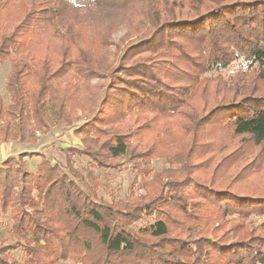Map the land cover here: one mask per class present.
I'll use <instances>...</instances> for the list:
<instances>
[{
    "label": "trees",
    "instance_id": "obj_1",
    "mask_svg": "<svg viewBox=\"0 0 264 264\" xmlns=\"http://www.w3.org/2000/svg\"><path fill=\"white\" fill-rule=\"evenodd\" d=\"M85 1L27 0L20 18L14 0H0V64L12 66L0 142L36 143L49 132L48 103L70 124L80 84L109 81L94 118L75 131L83 149L65 150L86 191L42 155L21 156L41 157L35 172L24 160L0 167V223L12 210L19 240L0 246V264H21L9 254L18 248L26 264H264V0ZM128 15L137 22L125 39L144 35L116 67L103 65L99 50ZM239 58L257 66L231 80L208 76ZM74 154L98 169L137 159L146 175L159 158L178 168L144 181L146 195L106 202ZM255 239L248 258L226 257Z\"/></svg>",
    "mask_w": 264,
    "mask_h": 264
},
{
    "label": "rangeland",
    "instance_id": "obj_2",
    "mask_svg": "<svg viewBox=\"0 0 264 264\" xmlns=\"http://www.w3.org/2000/svg\"><path fill=\"white\" fill-rule=\"evenodd\" d=\"M18 7V15L22 17V12H24L23 5L27 0H14ZM71 3L77 5H85L87 2L85 0H69ZM128 15L126 19H121L114 31L109 34L108 37V49L102 54L104 50H99L100 56L103 57L102 64L106 66L116 67L122 55L125 51L134 43H136L144 34L134 35L125 39L130 30L132 29V23L137 22V18L129 19ZM21 21V19L16 20V24ZM8 30H12V26L8 27ZM104 31V30H102ZM257 64L251 63L243 58H239L234 61L231 65L222 68L218 67L211 71L208 76L220 75L226 80H231L239 72H250L254 69ZM11 63L9 61L0 64V98H3L5 105L10 104V95L6 91V83L8 77L11 73ZM108 78L97 76L88 80L85 84H80V92L74 99H70L68 102H72L68 107V112L70 113V124L62 123L58 121L55 110L51 103H48V112L50 115V128L49 132L45 134L37 133L36 143L24 144L19 141L17 142H0V167L3 163L9 159H13L11 166L17 168L22 160H24L33 172L37 170L38 164L41 161L40 156H35L32 159L21 157L22 154L31 155L37 154L46 157L52 164H58L63 168V171L74 180L77 185L86 191L84 183H81L78 178L74 177V173H70L67 169V158L65 150L66 148L75 147L76 149H83L82 143L78 135L76 134V129L80 128L87 122L91 121L97 110L101 99L103 98L106 86L108 84ZM127 125L131 127V131L135 129V124L130 118H127ZM132 143H136V139H132ZM73 161V166L77 172L86 177L88 170H92L94 173V178L97 181V195L102 197L106 202L120 201V200H130L132 195L135 194L146 195L147 188L143 187V182L147 181V186H151L154 182L152 180L155 173L162 172L167 168H176L175 166H170L164 159H154L150 162L149 168H151L150 173L146 175L143 172H138L134 168L135 162L130 159L121 160L122 167L117 169H98L92 163L87 156H81L74 154L71 156ZM178 168V167H177ZM164 179L163 182H166ZM146 187V186H145ZM33 196L38 199V194L34 190ZM39 201V200H37ZM12 210L1 216L0 223V246L16 244L18 240V235L13 232V218ZM257 226L260 224V220L252 221V224ZM152 219H145L135 226L137 230L144 228L145 226L152 224ZM196 234H191L190 238L194 239ZM188 239V238H187ZM21 242H24L22 240ZM261 243L260 239L252 240L251 249L242 250L240 253H229L226 255L233 262H237L242 258H248L249 254L253 253L254 249L257 248ZM10 256L17 259L21 264H26L27 256L22 248L15 249L11 251ZM57 264H81L73 259H62L59 260Z\"/></svg>",
    "mask_w": 264,
    "mask_h": 264
}]
</instances>
